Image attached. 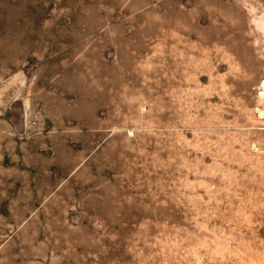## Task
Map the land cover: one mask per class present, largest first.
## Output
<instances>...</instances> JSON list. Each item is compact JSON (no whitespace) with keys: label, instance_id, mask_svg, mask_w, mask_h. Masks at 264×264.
<instances>
[{"label":"rangeland","instance_id":"rangeland-1","mask_svg":"<svg viewBox=\"0 0 264 264\" xmlns=\"http://www.w3.org/2000/svg\"><path fill=\"white\" fill-rule=\"evenodd\" d=\"M264 0H0V264H264Z\"/></svg>","mask_w":264,"mask_h":264},{"label":"bare ground","instance_id":"bare-ground-1","mask_svg":"<svg viewBox=\"0 0 264 264\" xmlns=\"http://www.w3.org/2000/svg\"><path fill=\"white\" fill-rule=\"evenodd\" d=\"M263 87H264V80H263Z\"/></svg>","mask_w":264,"mask_h":264}]
</instances>
